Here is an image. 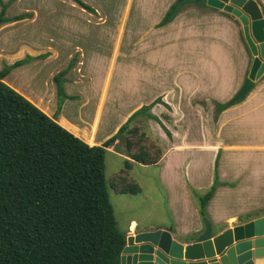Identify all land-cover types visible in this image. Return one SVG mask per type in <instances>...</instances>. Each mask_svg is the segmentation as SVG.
Wrapping results in <instances>:
<instances>
[{"label": "crops", "instance_id": "1", "mask_svg": "<svg viewBox=\"0 0 264 264\" xmlns=\"http://www.w3.org/2000/svg\"><path fill=\"white\" fill-rule=\"evenodd\" d=\"M174 1L160 0L149 24L159 51L174 62L173 85L165 88L159 86L162 81L158 78L145 80L151 88L145 96V106L150 108L149 112L153 115V118L148 117L149 127L146 126L151 139L162 153L154 165L160 167L156 168L160 186L169 193L167 207L171 210L170 221L159 223L145 214V199L148 197L141 187L138 194H122L130 195V205L125 213H132L126 218L122 228L117 227L125 232V237L138 231L171 227L173 239L185 242L204 229L191 189L211 186L215 169L220 185L208 201L206 212L216 232L264 216V202L258 204L252 201L249 207H244V203L240 202L242 207L232 210L226 208L223 201V195H235L239 198H245L247 194L256 195L264 185V75L254 82L242 100L218 111L219 105L231 101L237 94L249 72L250 59L242 26L235 16L207 5L206 0L203 5L183 6L170 22L159 25ZM261 12L264 18L263 10ZM19 23V19H10L1 23L0 29ZM140 38L144 39L143 36ZM147 40L145 38V42ZM150 50L151 47H148L147 52ZM67 96L74 98L72 95ZM100 98L101 92L94 100L96 104ZM160 103L167 105V108ZM141 104L142 101L133 110ZM130 112L126 114L127 117ZM59 119L61 116L57 117L58 122ZM95 119L97 117L94 114L91 121L86 122L85 130L59 123L89 145H100L110 136L100 131L101 120ZM125 119L126 117L122 122ZM120 123L114 124L112 135L122 125ZM190 135L208 139L210 143L205 146L188 144ZM226 135L237 141H228ZM218 136L225 143L217 141ZM197 146L212 150L211 159L219 151L215 161L216 168H198L200 163L197 158L190 156L192 154L188 156L186 152ZM180 149L184 152L181 153ZM112 150L111 147L107 148V152ZM229 151L249 156L250 167L220 168V159ZM115 153L125 160H131L128 154ZM258 162L261 163L259 166ZM123 169L117 168L114 178ZM145 169V164L137 162H133L130 168H125L128 178L140 186V178L145 179Z\"/></svg>", "mask_w": 264, "mask_h": 264}, {"label": "rangeland", "instance_id": "2", "mask_svg": "<svg viewBox=\"0 0 264 264\" xmlns=\"http://www.w3.org/2000/svg\"><path fill=\"white\" fill-rule=\"evenodd\" d=\"M0 1V10L1 4L4 3L6 6L4 16L20 21L19 24L0 29V70L16 60L27 56L33 57L24 65L9 71L3 81L47 115L52 116L57 107L54 77L58 73H64L62 76L64 92L74 98L63 101L61 111L57 115V117L61 116L59 119L61 124H71L75 126L73 128L85 130L86 122L91 121L95 114L97 117L95 120H101L100 131L112 137L117 132L116 130L113 135L111 132L115 123L122 122L126 117L125 121L120 123L125 124L134 112L147 105L145 96L149 94L151 88L145 82L146 79L158 78L162 81L159 83L160 87L169 88L173 85L174 62L165 58L159 51L153 32L149 30V24L154 18L153 12L160 0H154L155 2L153 0H81L94 12L83 9L74 0ZM255 1L264 13V2ZM141 36L144 39H141ZM145 38L148 39L147 42ZM148 47H151V50L147 52ZM247 52L251 64V54L248 49ZM99 92L101 98L96 104L94 100ZM140 101L143 104L133 110ZM160 104L167 108V105ZM131 110L133 111L130 112ZM147 110L149 112L150 108L148 107ZM128 112L130 115L127 117ZM128 125L139 127L144 131V136L145 133L150 136L145 109L132 117ZM124 137L125 134L122 133L111 145L113 150L106 151L104 170L110 201L119 228H122L126 218L132 213H125L130 205L128 200L130 195H122L112 187L115 170L125 169V158L115 153L116 151L127 155ZM218 137L217 141L225 143L221 136ZM149 138V148L156 147L153 138L151 139V136ZM226 138L228 141H237L229 135H226ZM187 143L205 146L210 140L190 135ZM191 148V151L186 150V152L188 156L192 154L190 156L197 158L200 163L198 168H214L219 151L211 159L212 150L209 148L199 146ZM180 151L184 152L183 149ZM262 161L263 158L260 159L261 163ZM250 163V158L246 154L229 151L223 159H220L219 167L249 168ZM260 164L258 162L257 166ZM145 168H147L145 179L140 178V187L145 190V195L148 197L145 199V214L159 223H167L171 214V210L169 211L167 207L169 193L157 180L156 168L160 167L148 164ZM209 187L201 186L194 191L198 195H203ZM223 201L224 206L232 210L242 207V203L244 207H249L252 201L261 204L264 202V185L259 188V193L256 195L247 194L245 198L223 195ZM194 204L198 209L197 198H194Z\"/></svg>", "mask_w": 264, "mask_h": 264}, {"label": "trees", "instance_id": "3", "mask_svg": "<svg viewBox=\"0 0 264 264\" xmlns=\"http://www.w3.org/2000/svg\"><path fill=\"white\" fill-rule=\"evenodd\" d=\"M74 1L93 11L81 0ZM189 3L205 4V0H175L159 25L170 22ZM5 8L1 4L0 24L10 21L4 16ZM32 58L0 70V264H120L126 237L117 227L110 201L105 155L124 133L131 159L125 160V168L133 162L157 163L160 148H149L148 135L128 125L143 109L149 118L153 115L144 106L112 137L89 145L57 121L63 101L69 98L62 83L64 73L54 77L57 107L52 116L3 81L9 71ZM234 103L221 104L218 111ZM219 185L215 169L214 181L203 195L191 189L202 219H209L206 206ZM112 187L121 194L141 191L125 169Z\"/></svg>", "mask_w": 264, "mask_h": 264}, {"label": "water", "instance_id": "4", "mask_svg": "<svg viewBox=\"0 0 264 264\" xmlns=\"http://www.w3.org/2000/svg\"><path fill=\"white\" fill-rule=\"evenodd\" d=\"M235 16L251 54L248 75L232 102L243 99L264 75V18L255 0H206ZM203 231L185 242L173 239L171 227L128 234L120 264H264V216L216 232L209 219Z\"/></svg>", "mask_w": 264, "mask_h": 264}]
</instances>
